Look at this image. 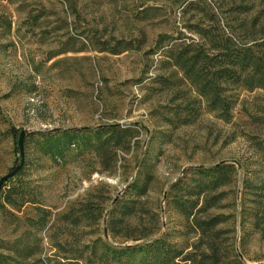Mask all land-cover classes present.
<instances>
[{
  "label": "rangeland",
  "instance_id": "rangeland-1",
  "mask_svg": "<svg viewBox=\"0 0 264 264\" xmlns=\"http://www.w3.org/2000/svg\"><path fill=\"white\" fill-rule=\"evenodd\" d=\"M217 24L236 47L257 40L264 52V0H0V178L24 157L6 181L18 202L0 201L3 264H104L162 237L194 251L198 236L168 191L224 163L234 179L211 213L226 217L232 255L264 264L252 218L256 206L264 218V88L226 85L227 119L158 43ZM110 125L135 135L106 169L91 144ZM13 128L26 131L23 154ZM71 134L78 142L52 157L49 142Z\"/></svg>",
  "mask_w": 264,
  "mask_h": 264
},
{
  "label": "trees",
  "instance_id": "trees-1",
  "mask_svg": "<svg viewBox=\"0 0 264 264\" xmlns=\"http://www.w3.org/2000/svg\"><path fill=\"white\" fill-rule=\"evenodd\" d=\"M194 28L200 39L196 40L182 32L172 36L161 34L159 47L173 58L200 95L207 98L208 106L212 110L219 109L228 119L232 105L224 96L226 85L242 82L249 88H264V52L259 49L262 44L256 40L252 44L244 42L240 47H236L234 37L224 33L219 24L215 25L214 29L200 25ZM12 133L20 137L21 132L18 133V130L13 128ZM96 134L101 135L91 146L100 156L106 169L113 168L112 165L118 161V150L126 149L135 135L132 129L120 125L101 128ZM65 137L60 136L49 142L48 151L52 157L62 158L65 143H77L79 140L77 134ZM198 173L202 175L179 178L168 191L173 207L186 218L190 232L198 236L196 244L193 245L194 251L186 253L183 248L162 237L144 246L114 249L113 259L109 260L107 256L103 260L104 264H125L121 256L128 251L144 253L140 264H246L239 254H231L226 236L228 232L221 226L226 221L224 214L211 213V210L220 207L219 202L223 195L220 189L234 179V164H217L198 170ZM147 177L149 182L152 175L148 173ZM147 183L140 188L142 193L147 190ZM19 193L15 186L7 188L5 183L0 191V201L4 199L7 203L16 205L18 201L14 195ZM245 210L244 208L242 213L244 220ZM260 213L259 207L256 206L252 213L253 224L264 236V218ZM37 222L41 226L46 224L45 218ZM0 264H3L1 260Z\"/></svg>",
  "mask_w": 264,
  "mask_h": 264
},
{
  "label": "water",
  "instance_id": "water-1",
  "mask_svg": "<svg viewBox=\"0 0 264 264\" xmlns=\"http://www.w3.org/2000/svg\"><path fill=\"white\" fill-rule=\"evenodd\" d=\"M25 132L26 131H24V130L21 131L20 137H19V147H20V151L22 154H23V142H24ZM23 165H24V157L22 156L19 164L14 169H12L9 173H7L6 175H4L0 178V191L3 187V185L6 183V181L9 178L15 176L19 172V170L22 168Z\"/></svg>",
  "mask_w": 264,
  "mask_h": 264
}]
</instances>
